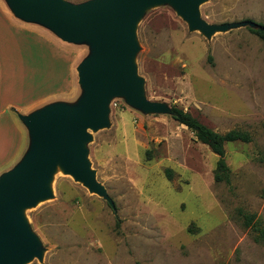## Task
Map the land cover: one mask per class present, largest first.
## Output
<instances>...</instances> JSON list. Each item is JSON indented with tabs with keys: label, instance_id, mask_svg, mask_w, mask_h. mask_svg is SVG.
<instances>
[{
	"label": "rangeland",
	"instance_id": "374dc122",
	"mask_svg": "<svg viewBox=\"0 0 264 264\" xmlns=\"http://www.w3.org/2000/svg\"><path fill=\"white\" fill-rule=\"evenodd\" d=\"M199 10L208 25L227 28L209 37L170 2L145 9L135 66L144 96L165 110L111 99L108 126L89 130L83 146L115 207L58 167L51 196L19 210L41 246L25 264H264V243L243 216L257 214L264 226V42L250 31L264 25V0H203ZM19 22L38 49L33 64L25 57L34 75L24 100L78 105V67L91 45ZM172 107L220 134L251 135V143L226 144L229 185L216 183L218 156L173 119Z\"/></svg>",
	"mask_w": 264,
	"mask_h": 264
},
{
	"label": "water",
	"instance_id": "95a60500",
	"mask_svg": "<svg viewBox=\"0 0 264 264\" xmlns=\"http://www.w3.org/2000/svg\"><path fill=\"white\" fill-rule=\"evenodd\" d=\"M6 1L18 19L42 24L67 42H88L92 48V55L78 67L83 89L78 105L55 103L21 116L29 129L30 149L0 177V264H25L41 256V246L19 210L51 196L49 185L58 165L115 207L91 170L83 146L91 139L89 130L108 126L111 99L123 95L146 112L165 110L144 96L135 66L134 30L145 9L170 2L191 29L209 37L227 27L208 25L199 10L203 0H90L77 5L66 0Z\"/></svg>",
	"mask_w": 264,
	"mask_h": 264
},
{
	"label": "crops",
	"instance_id": "0c3cea01",
	"mask_svg": "<svg viewBox=\"0 0 264 264\" xmlns=\"http://www.w3.org/2000/svg\"><path fill=\"white\" fill-rule=\"evenodd\" d=\"M66 1L77 5L90 0ZM19 21L23 22L0 2V177L15 168L18 158L22 156L23 160L30 149L29 129L21 116L63 102L24 100L25 81L32 82L34 75L33 69L25 67V57L27 63L31 59L33 64L38 49L33 48L36 37L25 34ZM25 44L29 47L27 52L23 49Z\"/></svg>",
	"mask_w": 264,
	"mask_h": 264
},
{
	"label": "trees",
	"instance_id": "16d2710c",
	"mask_svg": "<svg viewBox=\"0 0 264 264\" xmlns=\"http://www.w3.org/2000/svg\"><path fill=\"white\" fill-rule=\"evenodd\" d=\"M256 27L250 28V31L257 35L264 42V25L255 23ZM171 115L173 119L190 130L197 140L205 146H208L211 151L218 156V161L215 170L216 183H231V170L226 160V144L234 142L251 143L252 137L249 133L232 130L226 134H220L210 127L199 121L192 114L186 112L182 108L172 107ZM170 176L171 172L169 171ZM245 227L252 229L257 233L256 241L264 243V226L262 220L257 214H245Z\"/></svg>",
	"mask_w": 264,
	"mask_h": 264
},
{
	"label": "bare ground",
	"instance_id": "6f19581e",
	"mask_svg": "<svg viewBox=\"0 0 264 264\" xmlns=\"http://www.w3.org/2000/svg\"><path fill=\"white\" fill-rule=\"evenodd\" d=\"M57 167H60V168L64 171V168H63V167H61V166H59V165H58ZM60 168H58V169H60Z\"/></svg>",
	"mask_w": 264,
	"mask_h": 264
}]
</instances>
